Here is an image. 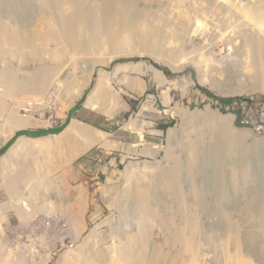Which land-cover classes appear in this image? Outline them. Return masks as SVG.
I'll return each instance as SVG.
<instances>
[{
	"label": "rangeland",
	"instance_id": "374dc122",
	"mask_svg": "<svg viewBox=\"0 0 264 264\" xmlns=\"http://www.w3.org/2000/svg\"><path fill=\"white\" fill-rule=\"evenodd\" d=\"M257 7L264 0H0V149L47 130L0 153V264H208L209 237L196 248L187 233L195 219L217 229L209 207L193 206L213 198L208 148L229 133L252 141L264 181V28L247 16ZM72 118L82 132L61 135ZM251 260L264 264V252Z\"/></svg>",
	"mask_w": 264,
	"mask_h": 264
},
{
	"label": "bare ground",
	"instance_id": "6f19581e",
	"mask_svg": "<svg viewBox=\"0 0 264 264\" xmlns=\"http://www.w3.org/2000/svg\"><path fill=\"white\" fill-rule=\"evenodd\" d=\"M75 9L76 14L82 13V10L79 7H76ZM247 16H253L254 18H257L258 20L255 19L256 22L259 21L261 26L264 28V12H261L259 7L250 11L248 10ZM22 44L25 45V43ZM22 44L21 49L26 47H24ZM257 46L259 55H261L263 61L257 70L256 76L257 79H260H258L259 83L256 84V87L258 88V91L260 90L264 93V40L258 42ZM147 65L154 71H158L160 73L162 76L161 82L165 84L167 79L165 78L163 72L156 69L149 63H147ZM117 66L120 65L117 64L116 68H118ZM10 82L11 80L7 78L9 88H11ZM37 84L39 83L34 78L32 80V84L29 85V88ZM76 98L74 97V99ZM0 104H2V102ZM14 117L15 116L12 118L13 120L11 119L13 124L28 125L27 119H25L26 117L22 120L19 119L20 116ZM78 121L79 120L73 119L62 131L61 135H65L67 137L69 135L70 137L72 134H80V132L83 130V126L81 127ZM26 137L27 136H20L18 140L20 141ZM235 137L233 134L229 133V135L223 139H218L212 148H208L209 162L214 166V169L210 173H207V194H210L213 198L205 203H203L199 198H195L197 199V203L196 205L193 204V206L196 208L202 206L210 208L212 216H217L215 224L213 223L214 228L217 229L207 232L203 229V226L198 219L193 220L188 225V227L191 228V231L187 232L190 235L187 236L190 238L192 246L193 244L195 247L197 244V246H200L198 240L203 238V235L209 237L211 241L209 244V250L215 253V255L210 258L208 264H254V261L251 260L253 255L264 252V199L262 200L264 192L260 190L264 187V181L259 179L257 180L255 172L250 168L251 166L249 163L252 161L254 162V159H252L250 156L251 150L253 152L251 147L253 142H250L249 140L250 144L248 142V145L245 144V146H240L238 142H236ZM19 141H17L16 144ZM14 146L15 144L10 148V150L14 148ZM262 146L264 148V145ZM239 150H241L240 153H243L242 156H238ZM253 153H255V151ZM258 154H260V151ZM261 154H263L262 151ZM254 155L256 156V154ZM227 159L231 160L230 166H228V163L225 162ZM204 168L202 167V170H205ZM192 169L193 172H197V167L192 166ZM164 176H168L167 172H161L158 177L160 179L162 177L165 178ZM228 184L232 186V189H230V194L226 192ZM236 187L239 188L238 195L240 197L239 200H241L237 203L232 202V196L237 193ZM256 200H259V202H255ZM224 203L231 207L240 208V212L235 216L227 215L222 211V206ZM254 204L257 205L258 209H253ZM244 206H246V208ZM147 212L150 213L151 209H148ZM244 249L250 251L251 254L245 253ZM192 250H194V248ZM191 256H193V254Z\"/></svg>",
	"mask_w": 264,
	"mask_h": 264
},
{
	"label": "trees",
	"instance_id": "16d2710c",
	"mask_svg": "<svg viewBox=\"0 0 264 264\" xmlns=\"http://www.w3.org/2000/svg\"><path fill=\"white\" fill-rule=\"evenodd\" d=\"M166 70V69H165ZM167 71V70H166ZM207 96L215 99V100H218L220 103L222 104H228L232 101V99L230 98H220L218 96H216L215 94H213L212 92H210L209 90L205 89V88H200ZM237 116H238V119L241 117L240 113L237 112ZM63 129V126H60V127H57L55 129H51L49 131H51L52 133H55V132H60L61 130ZM47 130H39V131H36V132H32V131H29V130H24V131H21V132H17L15 133L14 137L8 141L1 149H0V153H4L5 150L7 149V147L15 140L16 137L20 136V135H24V134H30V135H42L44 133H46Z\"/></svg>",
	"mask_w": 264,
	"mask_h": 264
},
{
	"label": "crops",
	"instance_id": "0c3cea01",
	"mask_svg": "<svg viewBox=\"0 0 264 264\" xmlns=\"http://www.w3.org/2000/svg\"><path fill=\"white\" fill-rule=\"evenodd\" d=\"M86 107H87V106H86ZM88 108H89V107H88ZM90 109H91V108H90ZM92 110H94V109H92ZM96 111H97V110H96ZM72 116L75 117L76 119H78V118H77V113H76V114H72ZM72 119H73V118H72ZM72 119H71V120H72ZM71 120H70V121H71ZM94 128H95V127H94ZM96 129H98V128H96ZM98 130H100V129H98ZM101 131H102V130H101Z\"/></svg>",
	"mask_w": 264,
	"mask_h": 264
},
{
	"label": "water",
	"instance_id": "95a60500",
	"mask_svg": "<svg viewBox=\"0 0 264 264\" xmlns=\"http://www.w3.org/2000/svg\"><path fill=\"white\" fill-rule=\"evenodd\" d=\"M190 74V73H189ZM189 77H190V75H189ZM247 102H251L252 101V99L251 98H244ZM236 116V115H235Z\"/></svg>",
	"mask_w": 264,
	"mask_h": 264
}]
</instances>
